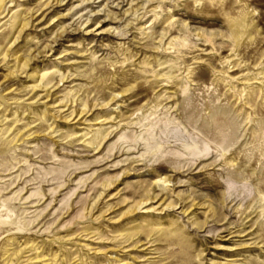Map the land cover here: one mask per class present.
<instances>
[{
  "label": "rangeland",
  "instance_id": "374dc122",
  "mask_svg": "<svg viewBox=\"0 0 264 264\" xmlns=\"http://www.w3.org/2000/svg\"><path fill=\"white\" fill-rule=\"evenodd\" d=\"M0 264H264V0H0Z\"/></svg>",
  "mask_w": 264,
  "mask_h": 264
},
{
  "label": "clouds",
  "instance_id": "9594fccd",
  "mask_svg": "<svg viewBox=\"0 0 264 264\" xmlns=\"http://www.w3.org/2000/svg\"><path fill=\"white\" fill-rule=\"evenodd\" d=\"M233 188H234V185H233V184H228V185L226 186V194H227V196H228L229 198L231 197V194H232Z\"/></svg>",
  "mask_w": 264,
  "mask_h": 264
},
{
  "label": "bare ground",
  "instance_id": "6f19581e",
  "mask_svg": "<svg viewBox=\"0 0 264 264\" xmlns=\"http://www.w3.org/2000/svg\"><path fill=\"white\" fill-rule=\"evenodd\" d=\"M142 207V206H141ZM143 208H145V207H143Z\"/></svg>",
  "mask_w": 264,
  "mask_h": 264
}]
</instances>
